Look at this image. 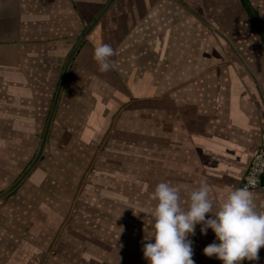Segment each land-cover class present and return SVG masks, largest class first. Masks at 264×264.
<instances>
[{
	"label": "crops",
	"instance_id": "1",
	"mask_svg": "<svg viewBox=\"0 0 264 264\" xmlns=\"http://www.w3.org/2000/svg\"><path fill=\"white\" fill-rule=\"evenodd\" d=\"M109 1L0 0V193L31 164L30 146H41L61 81L43 148L66 150L45 164L40 156L0 205V264L40 261L14 232L30 227L33 196H42H30L31 186L58 180L62 169L77 174L72 166L81 163L71 156L79 146H126L133 129L134 146H150L151 168L180 189L183 203L201 181L214 201L240 188L264 145V41L242 0H113L68 62ZM247 1L264 10V0ZM101 42L115 53L105 72L93 59ZM156 181L152 175L151 191ZM250 191L264 211V178ZM70 196L53 197L67 203ZM189 239L195 264H222L202 251L218 243L211 229L201 234L197 225ZM241 264H264V246L257 260Z\"/></svg>",
	"mask_w": 264,
	"mask_h": 264
},
{
	"label": "rangeland",
	"instance_id": "2",
	"mask_svg": "<svg viewBox=\"0 0 264 264\" xmlns=\"http://www.w3.org/2000/svg\"><path fill=\"white\" fill-rule=\"evenodd\" d=\"M247 16L263 42L264 10L258 13L252 6L247 7ZM126 138V146H79L82 151H74L71 156L81 163L79 167L72 166L76 175L62 169L58 180L51 179L37 189L31 186L30 196L36 192L42 196H33L36 203L30 227L27 224L20 226L25 230L17 227L14 236L39 250L40 261L36 264H147L142 245L151 231L149 212L154 201L150 196L153 191L150 180L153 175L159 179L157 183L161 182L162 173L151 168L150 146H134L138 136L133 129ZM147 138L143 135L144 141ZM19 148L15 147V154ZM39 149L40 146H30V163ZM63 151H66L63 147L44 146L42 163L57 156L61 159L65 156ZM122 179L126 181H112ZM13 184H7L3 192ZM61 193L71 195L67 203L66 199L53 197ZM6 197L7 194L0 197V205L6 203ZM59 206L64 210L58 211ZM11 215L16 216L12 212ZM44 221L50 223L47 231H41L42 227L35 224ZM36 257L39 256L35 254Z\"/></svg>",
	"mask_w": 264,
	"mask_h": 264
},
{
	"label": "clouds",
	"instance_id": "3",
	"mask_svg": "<svg viewBox=\"0 0 264 264\" xmlns=\"http://www.w3.org/2000/svg\"><path fill=\"white\" fill-rule=\"evenodd\" d=\"M114 49L106 43L93 48V59L99 70H110ZM251 183V182H250ZM210 186L201 181L188 190L182 203L180 189L159 182L150 193L155 201L149 212L151 231L142 245L147 264H195L192 259V240L197 225L201 234L208 229L217 242L206 245L202 251L222 264H241L242 260L255 261L264 246V211H258L248 187L235 188L223 193L218 201L210 197ZM210 214L207 218L205 214Z\"/></svg>",
	"mask_w": 264,
	"mask_h": 264
},
{
	"label": "water",
	"instance_id": "4",
	"mask_svg": "<svg viewBox=\"0 0 264 264\" xmlns=\"http://www.w3.org/2000/svg\"><path fill=\"white\" fill-rule=\"evenodd\" d=\"M112 2H113V0H110L104 6V8L101 10V12L95 17V19L92 21V23L89 25V27L87 28V30L84 32L83 36L78 40L77 44L72 49L71 54H70V56L68 58V62L70 61L71 57L73 56L74 52L76 51V48L81 43V41L83 40V38L94 27V25L97 23V21L99 20V18L103 15V13L106 11V9L110 6V4ZM63 78H64V75L62 76V80H63ZM61 84H62V81L59 84V87L57 89V92H56V95H55V98H54V101H53V105H52L51 112H50V115H49V118H48V121H47V126H46V129H45V133L43 135V138H42V142H41V146H40V149H39L38 154L36 155L35 159L31 162V164L28 166V168L25 170V172L22 174V176L13 184V186H11L8 190H6L2 194H0V197L5 196L9 192H11L24 179V177H26V175L29 173V171L33 168V166L35 165V163L40 158V155H41V152H42V148H43V144H44V141H45L46 136H47V132H48V128H49V125L51 123V120H52L53 112L55 110V106H56L57 98H58V95H59V92H60ZM263 178H264V173L260 176V179L261 180Z\"/></svg>",
	"mask_w": 264,
	"mask_h": 264
},
{
	"label": "built area",
	"instance_id": "5",
	"mask_svg": "<svg viewBox=\"0 0 264 264\" xmlns=\"http://www.w3.org/2000/svg\"><path fill=\"white\" fill-rule=\"evenodd\" d=\"M264 173V145L260 144L242 175L240 188L248 187L253 190L259 186L260 176ZM251 182V183H250Z\"/></svg>",
	"mask_w": 264,
	"mask_h": 264
},
{
	"label": "trees",
	"instance_id": "6",
	"mask_svg": "<svg viewBox=\"0 0 264 264\" xmlns=\"http://www.w3.org/2000/svg\"><path fill=\"white\" fill-rule=\"evenodd\" d=\"M242 2H243V4L246 6V10H247V7H248V8L251 7L247 0H242ZM251 10L254 12V14H256V12H255L254 9L251 8ZM252 11H251V12H252Z\"/></svg>",
	"mask_w": 264,
	"mask_h": 264
}]
</instances>
